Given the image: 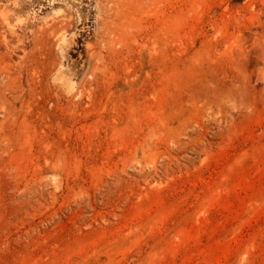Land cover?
<instances>
[{"label":"rangeland","instance_id":"1","mask_svg":"<svg viewBox=\"0 0 264 264\" xmlns=\"http://www.w3.org/2000/svg\"><path fill=\"white\" fill-rule=\"evenodd\" d=\"M0 264H264V0H0Z\"/></svg>","mask_w":264,"mask_h":264}]
</instances>
